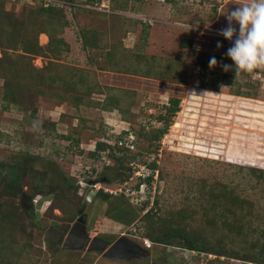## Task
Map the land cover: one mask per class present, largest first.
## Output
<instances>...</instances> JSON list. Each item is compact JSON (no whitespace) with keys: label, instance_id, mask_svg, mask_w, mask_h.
Here are the masks:
<instances>
[{"label":"rangeland","instance_id":"rangeland-1","mask_svg":"<svg viewBox=\"0 0 264 264\" xmlns=\"http://www.w3.org/2000/svg\"><path fill=\"white\" fill-rule=\"evenodd\" d=\"M42 1L0 0V46L7 51L5 61H0V72L13 74L14 69L25 71L30 66L41 69L49 63L50 59L36 56L30 65L23 64L19 58L22 52L11 46L12 39L20 41L38 29L47 32L62 24L55 19L48 25L47 18L34 17L41 15ZM46 2L64 7L71 23L62 35L77 48L63 54L64 63L86 66L81 59L86 52L80 51L76 42L84 46L83 30L93 31L89 34L92 39L99 35V62L106 70L124 75L109 74L107 84L101 85L96 73H90L88 85L94 94L85 96L80 104L75 96L81 92L64 84L50 87L45 94L23 101L33 104L35 114L7 102L0 77V163H18L31 170L23 180V193L31 197L34 185L42 179L43 189L57 187L46 198L36 199L35 210L29 213L22 210L19 198L0 197V203L8 204L1 209L7 219L4 224L0 221V264H181V255L172 254V247L144 239L146 223L142 219L127 227L107 218L110 202L96 196L98 188L111 195V200L123 196L140 218L155 208L159 199L157 218L171 220L173 215L169 222L186 230L206 229L212 243L225 238L224 244L235 250L263 245L264 66L258 74L241 73L236 78L234 71L225 72L222 65L232 63L226 56L231 42L218 35L227 26L222 14L235 7L237 0H101L96 6L86 5L85 0ZM11 17H16L12 19L19 33L7 30ZM43 34L48 38L44 40L40 34L39 43L46 46L49 36ZM124 38L128 48L123 46ZM217 41L222 45L219 49ZM202 54L219 56L220 66L204 69L198 64ZM17 78L23 84L30 83L27 76ZM32 81L37 87L35 79ZM239 91L250 98L237 95ZM114 95L123 99L120 110L103 109L107 98ZM172 98L180 100L174 117L169 114ZM123 118H129L130 124ZM166 129L164 137L151 140ZM127 131L132 134L126 136ZM120 139L125 144L123 150L118 149ZM131 140L133 150L126 146ZM99 142L115 150L103 151ZM113 155L123 158L120 171ZM153 163L156 170L150 168ZM126 167L132 170L131 177L124 183L114 181ZM0 174L5 175V171L0 169ZM150 176L151 181L145 182ZM65 179L77 180L82 193L65 184ZM223 188L240 198L234 209L242 208L238 213L246 218L243 237L228 234L219 221L211 233L208 219L203 217L213 204L210 193ZM83 206L91 238L114 240L124 235L140 245L147 240L152 246L150 256L124 262L45 241L49 227L68 231ZM10 212L14 213L11 219L7 216ZM180 212L187 213L188 219L180 222L175 217ZM3 217L0 213V220ZM197 255L199 264H249L231 258H221L220 262L214 254ZM195 261L192 258L187 264Z\"/></svg>","mask_w":264,"mask_h":264},{"label":"trees","instance_id":"trees-1","mask_svg":"<svg viewBox=\"0 0 264 264\" xmlns=\"http://www.w3.org/2000/svg\"><path fill=\"white\" fill-rule=\"evenodd\" d=\"M73 3L77 2V0H71ZM101 0H85L86 5H99ZM72 3V4H73ZM3 10V9H2ZM40 10V16L33 15L29 13L31 16L34 17H41L47 18V24H53L55 23L53 20L59 19L62 21L61 25H55L53 29L50 31H40L38 30L31 34L30 36H27L26 38L21 39L20 41L16 40L14 34L12 36L16 39L11 40V46L17 47L20 49L22 54L19 56L21 59V63H27L31 64V61L33 57L40 56L43 58L50 59L49 63L44 66L41 69H37L36 67H31L30 69H26L25 71H21L19 69H14L13 74H9V72H0V77L4 79V97L7 100V102L18 105L20 108L24 106L22 109L23 111H33L35 114L37 112V109L33 106V104L24 103L23 101H31L33 98V95L39 94L43 95L45 94L46 89H49L50 87H54L55 85L64 86L66 88L73 89L74 92H81L78 93V96L76 97L75 102L83 103L85 101V96H92L94 94V88L91 87V85H88L90 83V76L87 72V69L81 68L78 66L68 65L67 63H64L63 61V54L70 52V44L64 39L63 33L64 29L70 27L71 23L69 22L66 11L64 7H56L52 4H49V6H42L39 8ZM113 12V11H112ZM16 16V15H15ZM46 16V17H45ZM18 18V16H16ZM16 17H11L12 25H9L7 30L14 31L16 28V24H14V19ZM59 30V32L57 31ZM93 31H84L82 32V35L84 37V47L93 48V42H97L99 35L97 36L95 33L96 39H92L89 34H92ZM13 33H19L16 32V30ZM46 33L49 36V41L46 44V46L40 45L39 43V35ZM98 34V33H97ZM7 47V46H6ZM8 49H13L9 47ZM0 50L3 53L2 61L4 59V55L7 53L5 51V47L0 46ZM109 56H113V54L108 53ZM52 56V57H50ZM215 57L217 60V66H220V57L212 54H202L200 57H198V64L202 66L204 69L209 67V58ZM5 61V59H4ZM23 63V64H24ZM111 61L108 59V64L111 65ZM64 67H59V66ZM64 68L65 73H63L62 69ZM120 73V71H115ZM57 73V74H55ZM123 73V72H121ZM249 74V73H248ZM252 74V73H251ZM13 75V78L10 76ZM16 75V78L14 77ZM18 76H27L30 80L29 84H23ZM145 76V75H144ZM32 79H35V82L38 83V86L36 87L32 81ZM41 84L42 87H39ZM84 95V96H82ZM237 95L243 97L250 98V94L245 93L241 94V91L237 93ZM122 98L118 96L108 97L107 101L105 102V105H103V109L111 111V108L107 109V107H113L116 110H120V103L122 102ZM172 101L171 106L169 107V114L171 117H174L176 113L179 111V103L180 100L176 98L170 99ZM82 106V105H81ZM113 109V110H114ZM124 121L129 122V118H123ZM167 130L159 131L157 134H155L153 137H151V140H159L162 137H164L167 133ZM132 131H127L124 134L126 136L131 135ZM150 140V141H151ZM120 142H123L122 139L118 140V145ZM124 146V145H123ZM123 146L118 147V149H122ZM98 147L101 148V150L106 151L110 149H114L111 145L108 144H102L98 143ZM115 150V149H114ZM123 150V149H122ZM93 156H95V153H92ZM114 156V155H113ZM115 158V165H119L118 170L123 167L122 157H116ZM114 165V166H115ZM156 163H153L150 165V168L153 170H156ZM0 169L5 171V175L0 174V197L9 196L13 198H19L21 199L22 193H23V186H24V178L25 173L27 171L31 172L30 169H27V167H24L22 165L17 164H5L0 163ZM261 170V169H259ZM131 169H128L126 167V171H123L121 173L120 177L114 176L113 180L118 181L120 183L126 182L131 177ZM264 172V171H261ZM116 177V178H115ZM152 176L148 179H145L146 181H151ZM143 181V179H141ZM140 181V183H141ZM43 182L42 179L41 182H38L34 185V193L32 195L33 199H40L41 197L44 198L47 196L50 191L56 189L57 187H51L50 190L43 189ZM65 184L71 185L72 189L77 191L80 190L79 193H82L83 189H80V187L77 185V180L75 179H65ZM139 183V184H140ZM139 188V185L137 186ZM82 190V191H81ZM83 195V194H82ZM84 196V195H83ZM97 197L103 198L105 201L110 202V209L108 215H106L107 218L121 223L124 226H132L135 222H137L139 219H142V221H145L146 226L144 231V239H149L155 244H161L165 247H172L171 253H176L177 255H181L179 258H181V264H187L189 260L193 258L195 261L197 259L196 255L195 257L192 256V252H196V254H214L217 256V260L222 262L221 258H231V259H237V260H243V262L251 263V264H264V243L263 245H252L250 248H243V249H233L228 248L224 242L222 241L225 238H221L220 241L217 243H212L210 241V237L206 235V229H200L198 231L194 230H186V228H182L179 225H175L172 222L174 220L173 215L170 216L171 220H168L166 218L163 219V217L157 218V215H159L157 212L159 209H156L158 206L159 199H156L154 202L155 208H152L148 210V212L142 216L141 218L136 213L137 211L133 207V205L130 204V202L125 199L123 196L115 197L113 200H111V195L103 193V191L99 190ZM46 198V197H45ZM210 198L213 201L212 206L208 207L206 211L203 214L204 218L208 219L207 225L210 230H213L211 233H215V225L219 221L221 223V228L226 229L228 234L232 235L233 237H243L245 235L244 231V221L246 222V218L244 215H240L238 213L239 211H242V208L239 210L234 209L237 204L241 203L239 196L234 194L232 191L228 190L227 188H223L218 193H210ZM87 203V201H86ZM148 203H146L147 205ZM8 204L5 201H2L0 203V213L2 216V220H0L3 224L5 223L7 217L6 213H2L1 209ZM21 207V205H20ZM79 212V211H78ZM125 214L124 217H122V214ZM11 214H14L13 212L8 213V218H10ZM79 214V213H78ZM175 217L180 221L183 222L186 219H188L189 215L185 212H180L175 215ZM6 218V219H5ZM175 223V221H173ZM175 254V255H176ZM226 260V259H225ZM201 261V260H200ZM199 261V262H200ZM224 261V260H223ZM199 262L195 261L196 264H199Z\"/></svg>","mask_w":264,"mask_h":264},{"label":"clouds","instance_id":"clouds-1","mask_svg":"<svg viewBox=\"0 0 264 264\" xmlns=\"http://www.w3.org/2000/svg\"><path fill=\"white\" fill-rule=\"evenodd\" d=\"M234 5L227 14H222L227 26L220 29L218 35L231 42L226 56L232 63L223 64L222 68L225 72L234 71L236 78L241 73H256L264 66V0H237ZM216 46L218 49L222 46L220 41ZM217 63L214 56L209 58L210 68ZM143 242L147 247L151 246L147 240Z\"/></svg>","mask_w":264,"mask_h":264},{"label":"water","instance_id":"water-1","mask_svg":"<svg viewBox=\"0 0 264 264\" xmlns=\"http://www.w3.org/2000/svg\"><path fill=\"white\" fill-rule=\"evenodd\" d=\"M31 204V197L23 193L20 199L22 210L25 212L29 211L32 208ZM81 214L82 211L79 212L80 217L78 220L65 234L60 233L53 227H49L44 233L45 241L50 244H61L63 248L72 251L86 250L88 252H102V256L110 260L124 262L132 260L140 261L150 256L147 249H144L139 243L124 235L120 236L110 246L102 238H91L87 231L85 219Z\"/></svg>","mask_w":264,"mask_h":264},{"label":"crops","instance_id":"crops-1","mask_svg":"<svg viewBox=\"0 0 264 264\" xmlns=\"http://www.w3.org/2000/svg\"><path fill=\"white\" fill-rule=\"evenodd\" d=\"M173 3V2H172ZM105 5V4H104ZM153 26V25H152ZM42 35H45V34H42ZM152 35V34H151ZM130 37L131 36H129V39H130ZM48 38V37H47ZM67 41V40H66ZM124 42H123V46H124V43H126L125 41H126V38H124V40H123ZM68 42V41H67ZM69 43V42H68ZM70 44V43H69ZM74 45L75 44H70V51L71 50H74V48H77V47H74ZM82 44L80 43V42H76V46H78L79 47V49H80V51H84L83 53H85V54H83L84 56H83V58L81 57V59L83 60V62H84V64L86 65V66H81V65H79V67H81V68H85V69H87V72L90 74V73H92V72H94V73H96V79L98 80L97 82L99 83V84H104V85H106L107 83H105V79H106V77H108V75L109 74H111V75H118V76H123L124 74H122V73H118V72H115V71H108V70H106L104 67H103V65L99 62V61H101L102 60V55H100V54H96L99 50H98V48H99V46L97 45V42H93V48H90V46L89 47H84V46H81ZM73 48V49H72ZM124 48H128V45H126L125 44V46H124ZM120 49L121 50H123V51H125V49H123V47H120ZM114 56V55H113ZM113 56H111L112 57V59H113ZM116 57V56H115ZM135 75H138V74H135ZM139 76H141V75H139ZM144 77H146V76H144ZM117 78H119V77H117ZM97 83V84H98ZM237 97H239V96H237ZM247 99V98H246ZM247 100H249V99H247ZM264 103V102H263Z\"/></svg>","mask_w":264,"mask_h":264},{"label":"flooded vegetation","instance_id":"flooded-vegetation-1","mask_svg":"<svg viewBox=\"0 0 264 264\" xmlns=\"http://www.w3.org/2000/svg\"><path fill=\"white\" fill-rule=\"evenodd\" d=\"M31 197V196H30ZM31 199H32V208L29 210V211H27V213H29L30 211L31 212H33L34 210H35V205H36V200L35 199H33L32 197H31ZM80 211H82V216L84 217V219H85V223H86V225L88 224V218H87V215L85 214V206H83V208L82 209H80L79 210V212ZM78 212V213H79ZM80 217V215L78 214V217H77V220H78V218ZM60 233H67L68 231H65V232H61V231H59ZM97 237V236H96ZM103 240H105L107 243H108V246H110L112 243H114L119 237H117L116 239H114V240H111V239H109V238H105V237H101ZM60 245V244H59ZM141 246L144 248V249H147L149 252H150V249H151V247L152 246H150V247H147L146 245H145V243H142L141 244ZM101 255H102V252H99Z\"/></svg>","mask_w":264,"mask_h":264},{"label":"built area","instance_id":"built-area-1","mask_svg":"<svg viewBox=\"0 0 264 264\" xmlns=\"http://www.w3.org/2000/svg\"><path fill=\"white\" fill-rule=\"evenodd\" d=\"M42 3H43V6H49V4H47L46 0H45V1H42ZM132 142H133V141L131 140V141H130V144H126V146H127L128 148H130V149H134V145H133ZM123 145L125 146L124 142H120V143H119V146H123ZM99 190H100V188L97 189V192H98ZM106 192H107V190H106ZM191 254H192L193 257H195V256L197 255L196 252H194V251H193ZM249 264H251V263H249Z\"/></svg>","mask_w":264,"mask_h":264},{"label":"bare ground","instance_id":"bare-ground-1","mask_svg":"<svg viewBox=\"0 0 264 264\" xmlns=\"http://www.w3.org/2000/svg\"><path fill=\"white\" fill-rule=\"evenodd\" d=\"M43 39L46 40L47 39V36L46 35H42ZM47 42V41H45ZM223 155V154H222ZM236 155V154H235ZM234 156V155H233ZM222 158V157H221ZM245 158V157H244ZM243 159V158H242ZM236 161V160H235Z\"/></svg>","mask_w":264,"mask_h":264}]
</instances>
